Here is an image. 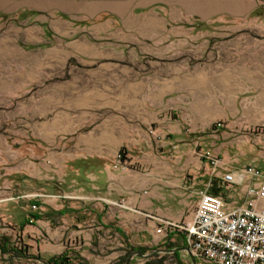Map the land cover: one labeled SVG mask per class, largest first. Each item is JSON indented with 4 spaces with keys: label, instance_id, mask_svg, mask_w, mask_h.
Segmentation results:
<instances>
[{
    "label": "rangeland",
    "instance_id": "obj_1",
    "mask_svg": "<svg viewBox=\"0 0 264 264\" xmlns=\"http://www.w3.org/2000/svg\"><path fill=\"white\" fill-rule=\"evenodd\" d=\"M252 14L263 20L205 21L179 4L157 0H0V240L5 237L23 255L11 264H44L61 254L84 264H112L128 254L129 264H145L130 246L146 247L144 254L164 249V239L152 240L142 228L147 217L136 213L132 224L117 217L123 198L142 192L138 183L152 167L164 159L168 166L177 164L170 160L176 147L158 145L160 132L136 117L141 100L158 83L203 81L219 73L209 64L219 63L224 47L239 39H264V0ZM110 115L121 126L133 125L128 134H117L118 145L106 156L115 179L133 186L132 193H117L113 203H105L93 189L92 162L79 181L72 176L76 166L65 163L73 156L94 161L96 150L88 151V142L94 126ZM203 133L205 145L204 138L197 140ZM188 135L190 154L207 164L214 187L230 170L249 164L264 170L262 127L244 130L217 120ZM204 167L188 172L186 180H200ZM70 175L66 189L63 179ZM196 186L198 191L205 187L203 181ZM242 187L222 185L219 192L234 205L243 197ZM154 190L163 194L160 187ZM35 200L38 209L31 206ZM160 204L170 208L163 199ZM35 213L43 219L33 220ZM117 226L127 238L115 231ZM181 256L192 264L186 251ZM10 259L0 253V264ZM164 264L179 263L169 256Z\"/></svg>",
    "mask_w": 264,
    "mask_h": 264
},
{
    "label": "crops",
    "instance_id": "obj_2",
    "mask_svg": "<svg viewBox=\"0 0 264 264\" xmlns=\"http://www.w3.org/2000/svg\"><path fill=\"white\" fill-rule=\"evenodd\" d=\"M157 1L163 4H179L189 14L197 13L205 21L214 20L216 17H227L233 21L247 20L250 17L255 22L263 20L262 15L252 14L259 6L260 0ZM223 50L221 61L209 64L211 69L219 67V73H212L203 81L189 77L181 83H158L156 91L146 93L141 100V112L137 113L136 117L141 124L153 126L155 131L160 132L162 138L158 141V145L166 149L176 147L177 154L170 160L177 164L168 166V159H164L159 161V164L164 163V166L158 164L152 167L150 176L142 178L139 183L137 181L142 192L125 196L119 205L120 213L117 217L124 224H132L133 218H137L136 213L144 215L147 217V225H143L142 228L148 231L152 240L158 237L155 230L163 220L180 222L192 217V211L199 199L200 188L196 186L198 181H203L206 186L212 178L207 164L199 160L194 153L190 154L193 139H189L188 134L203 132L217 120L244 130L264 128V39L260 41L239 39L237 45L224 47ZM123 96L126 101L132 100L125 94ZM121 123L118 117L110 115L98 126H94L93 136L88 142V146L91 147L86 148L88 151L96 150L97 157H94V161L89 157L84 159L73 156L65 163L66 166L69 164L76 166V170L72 171L76 173L75 175L72 173V176L79 181L82 180L84 166L92 162L91 164L95 166V174L92 178L93 189L103 195L101 199L105 203L112 202L117 193H132V182H127L125 179L121 182L117 181L106 157L111 155L112 150L118 145L117 134H128L132 131V124L125 121V125L121 126ZM203 134V136L199 135L197 140L204 138L200 142H204L205 145L207 139L205 133ZM200 142L196 141L194 146ZM204 164L205 172L200 174V180L199 178L197 180V177L186 180L188 172L201 170ZM177 167L179 168L176 169ZM70 177L71 175L63 179L66 189L72 182ZM155 186L160 187L163 191L162 195L155 192ZM160 199L169 202L170 208L164 210ZM33 202L40 208L39 201ZM61 212L65 214V210ZM42 219L43 217L36 222ZM30 225L37 226L36 223ZM49 230L52 228L49 227Z\"/></svg>",
    "mask_w": 264,
    "mask_h": 264
},
{
    "label": "built area",
    "instance_id": "obj_3",
    "mask_svg": "<svg viewBox=\"0 0 264 264\" xmlns=\"http://www.w3.org/2000/svg\"><path fill=\"white\" fill-rule=\"evenodd\" d=\"M222 185L227 190L245 185L241 201L230 205L219 192ZM222 185L214 187L211 178L198 193L192 217L163 220L156 234L164 241L172 234H183L198 264H264V170L250 164L230 170L223 175ZM31 206L38 208L35 202Z\"/></svg>",
    "mask_w": 264,
    "mask_h": 264
},
{
    "label": "trees",
    "instance_id": "obj_4",
    "mask_svg": "<svg viewBox=\"0 0 264 264\" xmlns=\"http://www.w3.org/2000/svg\"><path fill=\"white\" fill-rule=\"evenodd\" d=\"M213 192L217 193L218 191L213 189ZM31 216L33 220H38L43 217V215L36 214V213L31 214ZM115 231L119 233L121 236H124L125 238H127L125 231L121 227L119 226L115 227ZM172 239H174V241H171ZM163 245L165 246L164 249L166 250H172V249H180V250H176L172 253L170 252L163 253V254L154 253L151 257L146 259L145 264H156L155 262L156 257H160L158 262L160 264H164L165 260L169 256L173 257L179 264H185L182 262V256H181V252H182L181 248L183 246H186V240L183 234L175 233V234L170 235ZM134 248L135 247L130 246L131 251L129 252H134V251H137L138 249L142 254H144L147 251L146 247H137V249H134ZM0 249L2 250L4 255L5 254L7 255L8 259L12 258L9 261L7 260L8 264L13 263V258H20L23 256L20 254L21 252L19 250L11 246L10 242L5 237H2V239L0 240ZM128 259H129V255L125 254L122 257L118 258L112 264H126ZM75 260L76 259L74 257H66L64 254H61V255L54 256V257L47 259L46 262L47 264H84L83 261L75 262ZM196 264H198L197 260H196Z\"/></svg>",
    "mask_w": 264,
    "mask_h": 264
},
{
    "label": "water",
    "instance_id": "obj_5",
    "mask_svg": "<svg viewBox=\"0 0 264 264\" xmlns=\"http://www.w3.org/2000/svg\"><path fill=\"white\" fill-rule=\"evenodd\" d=\"M176 250H180V249H172V250H166V249H154V250H153L151 253H149V254H142L140 251H134V253L137 254V255L144 256L145 259H148V258L151 257L154 253H167V252L172 253V252H174V251H176ZM181 250H182V251H186V252L189 254V256H190V258H191V261H192V264H196V260H195L194 256L189 252V249H188L187 246H183V247L181 248ZM0 253H1V255H3V252H2L1 249H0ZM131 258H132V256L129 257V259H128V261H127L126 264H129V263H130ZM42 262H43L44 264H47V262L44 261V260H42Z\"/></svg>",
    "mask_w": 264,
    "mask_h": 264
}]
</instances>
